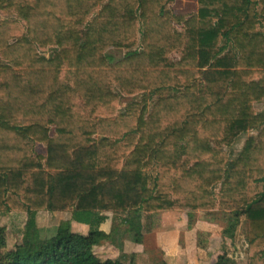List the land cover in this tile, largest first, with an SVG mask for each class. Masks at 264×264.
<instances>
[{
    "label": "trees",
    "instance_id": "16d2710c",
    "mask_svg": "<svg viewBox=\"0 0 264 264\" xmlns=\"http://www.w3.org/2000/svg\"><path fill=\"white\" fill-rule=\"evenodd\" d=\"M174 2L0 0V217L27 216L0 264H133L94 252L121 251L103 214H125L137 242L143 215L165 211L244 218L246 264H264V0H197L189 15ZM40 212L88 232L59 231L43 253Z\"/></svg>",
    "mask_w": 264,
    "mask_h": 264
},
{
    "label": "crops",
    "instance_id": "0c3cea01",
    "mask_svg": "<svg viewBox=\"0 0 264 264\" xmlns=\"http://www.w3.org/2000/svg\"><path fill=\"white\" fill-rule=\"evenodd\" d=\"M181 1L182 6L187 4V0ZM258 105L259 106H257L256 110H264L262 102ZM213 212L222 213L217 211H210L207 213L213 214ZM198 213L199 212L192 214L188 213V211H165L150 215L144 214L141 219L143 234L141 236L142 242L140 244L123 239L125 238L124 231L127 228L126 224L123 222L125 214L112 213L113 216H119L118 220L122 227V231H119V228H116L117 230L115 229L113 232V235L114 233L120 232V237H118L116 241L117 243L120 241L121 251L112 244L103 243L107 246L110 245V247L116 250L115 255H107L105 254L106 252L103 255L96 254H98L103 260H114L123 253L124 255H127V257H132L133 264H152L150 252H147V250H150L151 252L152 250H157L164 254L165 260L168 261L169 264H215L217 257L225 251L228 257L234 259L237 264H240V262L236 259H238V256H241L242 253L241 263L246 264L245 250L242 252V250L237 247L238 251L232 249L233 252L230 254L229 250L232 246L228 243H225L224 245L226 239L221 241V236L228 238L227 236L229 233L237 231L238 226L241 229L243 224H245L244 218L238 220L233 214L223 213L222 215H217L218 217H210L209 214L204 219H200L197 218ZM103 215L107 218L100 226V230L109 234L112 232L108 231V223L111 215L110 213H104ZM237 221L238 224L235 228L234 224H236ZM71 225L72 227L74 226V224ZM77 228L78 227H73L74 233L84 235L88 232L86 227H82L83 231H80L81 229ZM180 238L184 242V247H180L177 242ZM229 240L231 242L230 238Z\"/></svg>",
    "mask_w": 264,
    "mask_h": 264
},
{
    "label": "rangeland",
    "instance_id": "374dc122",
    "mask_svg": "<svg viewBox=\"0 0 264 264\" xmlns=\"http://www.w3.org/2000/svg\"><path fill=\"white\" fill-rule=\"evenodd\" d=\"M184 3V1H183ZM186 5L182 6L181 0H175L174 5L172 6V11L175 15H189L197 12V0H187ZM11 18L9 15L4 14L0 12V19L5 20ZM177 29L180 27L176 26ZM50 52L49 49L44 50L42 53L45 55H48ZM123 52L109 49L106 51V55L108 57L109 62H115L123 57ZM172 59L176 60L177 57L172 55ZM141 100V95H135L132 97H121L118 102L117 106L120 109H123V107L126 104L132 103L134 101L139 102ZM261 104V103H258ZM258 104H255V108L257 109ZM262 105H264V99L262 100ZM151 104L148 103V109H150ZM258 111V110H257ZM263 111V110H259ZM256 136V132H246L235 139L234 144L232 145L231 149L228 151V154L231 158L235 157L240 150L242 149V145L245 142V140L248 137ZM225 151L227 149L224 148ZM37 152L40 154H44V147H37ZM227 153V152H226ZM210 213L207 212H199L197 214V218L204 219L207 217ZM222 215L223 213H216L213 212V214H210L209 216L218 217L217 215ZM110 221L108 223V231H115L116 228H119V231L122 229L121 224L118 220L119 216H116L112 213H110ZM236 217V216H235ZM237 218V217H236ZM27 216L25 213L22 212H16V213H9L4 216L0 217V253L7 252V251H14L15 248L22 244L23 240V234H24V227L26 224ZM219 220V219H218ZM217 221V220H216ZM36 228H37V239L42 241L44 243V247L41 250L43 253H49L54 250H56L59 245L62 243V238H54L56 235L59 234V231H63L66 229H69L70 232H73V227H78L77 229H81L82 227L87 226L74 223L71 219V215L69 213H48V212H40L37 214L36 217ZM71 224H74L72 227ZM117 230V229H116ZM86 231V230H85ZM122 231V230H121ZM120 232L114 233V236L116 239L120 237ZM230 234V233H229ZM234 238L231 239V242L228 238H224L221 236V241H224L225 243H228L230 246V254H232V249L235 251H238V249H241L242 252L245 250L246 255V226L243 224L242 228L240 229L239 226L237 227V231H234ZM36 235V234H35ZM59 236V235H58ZM127 240L126 238H123ZM120 242V241H119ZM142 242V238H138L137 244H140ZM178 244L180 247H184V242L180 238L178 241ZM227 246V245H226ZM238 247V249H237ZM150 252V258L152 259V264H169L168 261L165 260L164 254L161 252H158L157 250H147V252ZM95 253H98L100 255L105 254L114 256L116 253V250H114L110 245L106 244H100L98 247L94 249ZM148 256V255H147ZM245 257V256H244ZM236 258V257H234ZM238 262L241 263L242 261V253L241 256H238V259H236ZM233 261V264H237V262L234 259H231V262Z\"/></svg>",
    "mask_w": 264,
    "mask_h": 264
}]
</instances>
